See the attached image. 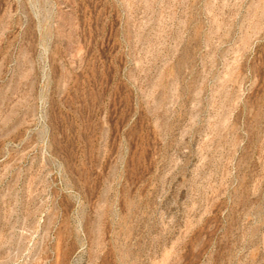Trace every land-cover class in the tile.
<instances>
[{
  "label": "rangeland",
  "instance_id": "rangeland-1",
  "mask_svg": "<svg viewBox=\"0 0 264 264\" xmlns=\"http://www.w3.org/2000/svg\"><path fill=\"white\" fill-rule=\"evenodd\" d=\"M0 264H264V0H0Z\"/></svg>",
  "mask_w": 264,
  "mask_h": 264
}]
</instances>
